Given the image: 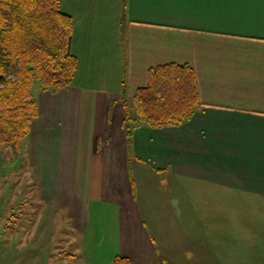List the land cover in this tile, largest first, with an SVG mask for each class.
I'll return each mask as SVG.
<instances>
[{
	"label": "crops",
	"instance_id": "obj_1",
	"mask_svg": "<svg viewBox=\"0 0 264 264\" xmlns=\"http://www.w3.org/2000/svg\"><path fill=\"white\" fill-rule=\"evenodd\" d=\"M60 5L72 18L77 68L66 88L36 86L39 114L17 155V173L35 181L39 218L66 238L54 251L77 258L87 236L94 258L150 264L162 245L147 224L160 222L138 202L160 186L168 241L184 231L192 250H215L222 263L264 264V0ZM172 62L196 73L194 113L127 137L122 99L146 84L150 67ZM174 247L182 264H197Z\"/></svg>",
	"mask_w": 264,
	"mask_h": 264
},
{
	"label": "trees",
	"instance_id": "obj_2",
	"mask_svg": "<svg viewBox=\"0 0 264 264\" xmlns=\"http://www.w3.org/2000/svg\"><path fill=\"white\" fill-rule=\"evenodd\" d=\"M71 40L72 18L60 0H0V146L12 147L14 155L39 114L36 86L56 91L72 83L77 59ZM122 100L127 137L144 124L178 125L199 104L196 73L188 63L150 67L132 97V115ZM106 264L135 263L117 255Z\"/></svg>",
	"mask_w": 264,
	"mask_h": 264
},
{
	"label": "rangeland",
	"instance_id": "obj_3",
	"mask_svg": "<svg viewBox=\"0 0 264 264\" xmlns=\"http://www.w3.org/2000/svg\"><path fill=\"white\" fill-rule=\"evenodd\" d=\"M127 107L132 115L134 109L130 98L127 100ZM5 148L6 146L4 145L0 146V151ZM8 148L7 154H10L8 157L6 156L5 160V157L3 158L4 153L0 152V160L3 158L0 161V264H106L111 262L114 258L112 254L94 258L87 246V236L83 242V253L82 255L79 254L77 258L62 255L61 253L66 251L64 249H60L57 252L54 251L57 243L61 247H65L66 238L62 236L61 232L54 233L55 230L54 232L49 231L51 226L46 225L49 223L45 214L39 218L41 211L39 209L40 204L38 205L37 203L35 181L19 175L21 174L19 172H21L20 167L23 163L21 164V160L18 159L17 155L12 157L14 155L13 149L9 146ZM14 168L15 170L13 171ZM160 188V186L158 189L155 188L154 193L150 191L152 196H144L138 202L143 213H148V216L160 222L155 225L147 224L152 231L155 229V234H153L156 242L158 245L159 243L162 245V248L159 247L158 255H155L154 260L150 264H168L163 261L164 257L171 264H182L175 258L182 251L174 247V245L183 247L190 253L192 252V257H189V259L197 264H225V262H228L222 263L219 261L216 257L217 252L212 249L206 248L204 250L201 247L202 254L192 250L190 240L187 241L183 238L186 236L184 231H179L172 235V238L168 241L166 234L167 224L161 221V217L165 216L168 206L167 194H165V191L159 192ZM145 190L149 191V188H145ZM169 204L175 205L173 199L169 200ZM167 209H170L169 206ZM10 233L15 234L14 240L17 241H11ZM167 244L171 246V249H169L171 254H168L166 250ZM66 253L73 254L69 249H67ZM169 255L171 258H167Z\"/></svg>",
	"mask_w": 264,
	"mask_h": 264
}]
</instances>
